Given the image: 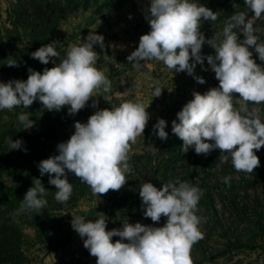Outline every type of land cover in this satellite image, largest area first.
Segmentation results:
<instances>
[{"label": "rangeland", "instance_id": "374dc122", "mask_svg": "<svg viewBox=\"0 0 264 264\" xmlns=\"http://www.w3.org/2000/svg\"><path fill=\"white\" fill-rule=\"evenodd\" d=\"M190 2L217 12L215 22H202L200 31L206 40L221 33L228 18L239 11L248 13L246 22L253 24L258 42H264V14L255 18L243 0ZM234 3L239 7L234 8ZM149 6L150 0H0V82L26 79L22 65L16 69L7 66L9 57L17 62L24 59L44 39L56 41V50L66 55L68 46L79 45L90 32L104 37V49L93 45L98 54L95 67L111 81L109 92H94L93 99L76 115L70 116L67 107L59 112L35 108L30 116L35 123L28 130L18 121L21 107L0 110V240L6 233L12 243L16 241L17 264H96L97 258L83 247V240L72 229V216L95 221L102 213L108 231L121 228L127 220L162 227L165 217L158 224L144 217L139 187L150 182L160 188L177 180L202 190L196 214L202 218L203 238L191 249L193 264H264V147L256 152L260 166L250 174L237 172L231 157L218 149L207 156L197 155L193 149L182 152L183 141L172 133V121L193 98V91L203 94L219 82L206 60L194 70L206 81L202 85L156 60L142 62L139 69L132 67L127 57L138 47L139 38L150 31L145 18ZM35 10H40L38 15ZM250 51L256 63L264 66L254 50ZM213 54L207 44L202 47V55ZM156 87L162 89L159 97L153 95ZM234 98L238 99V94ZM94 101L97 108L92 107ZM128 101L143 104L150 120L143 136L130 145L131 173L126 176V185L99 197L69 174L72 195L66 203L57 202L56 189L48 183L47 174L40 175L39 162L58 155L57 145L70 139L75 122L86 123L96 110ZM234 106L239 108L240 104ZM248 108L255 109L264 122V103H249ZM158 119L167 122L166 141L153 135ZM8 138L23 141L21 149L10 151ZM221 156L227 159L220 160ZM225 177H230L228 184ZM34 179H40L46 189L42 198L47 204L39 211H20L21 200L34 186ZM117 239L113 237V243Z\"/></svg>", "mask_w": 264, "mask_h": 264}, {"label": "clouds", "instance_id": "9594fccd", "mask_svg": "<svg viewBox=\"0 0 264 264\" xmlns=\"http://www.w3.org/2000/svg\"><path fill=\"white\" fill-rule=\"evenodd\" d=\"M244 6L260 18L264 14V0H243ZM234 8L239 5L233 4ZM248 13L236 11L225 22L222 32L205 39L200 31L202 22H215L217 12L190 0H150L146 20L150 31L139 38L138 47L127 57L133 68L142 62L156 60L176 73H187L198 84L206 81L194 74L197 64L205 60L219 82L201 94L192 92L189 100L172 121V133L183 141L182 152L193 149L197 155L207 156L213 150L227 153L237 172L252 173L260 166L256 152L264 147V122L248 104L264 103V66L253 59V49L264 62V42H258L253 24L246 22ZM222 36V39L220 38ZM242 37V38H241ZM56 41L41 46L31 58L52 68L43 72L28 69L27 80L0 82V110L29 107L39 101L47 111L59 112L68 108L76 115L93 99L99 90L107 93L111 81L95 67L98 54L93 45L104 49V37L90 32L79 45L68 46L66 57L56 63L59 53ZM207 44L213 55H202ZM55 58V59H54ZM7 66L16 67L11 57ZM208 71L207 68L203 69ZM156 87L153 95L161 96ZM238 94V99L234 98ZM239 103L240 107L234 106ZM97 108V102H93ZM31 113H21L18 121L24 130L34 126ZM150 120L147 108L141 103L124 102L118 107L98 109L86 123H74V133L67 142L57 145L58 155L39 162L41 176H49L48 183L55 187V200L66 203L73 192L69 174L88 185L94 195L102 196L119 191L128 182L130 145L143 136ZM167 122L158 119L153 135L161 141L168 139ZM10 151L20 150L23 141H7ZM27 150L25 149V152ZM227 159L221 156L220 160ZM21 200L20 211H39L47 201L42 197L46 189L40 179H34ZM230 177H225L228 184ZM202 190L187 182H167L157 188L144 182L139 187L145 218L162 227L141 223H122L119 229H107V218L92 221L72 216L71 227L83 240V247L96 264H193L191 249L202 239V218L196 213ZM113 237H119L113 243Z\"/></svg>", "mask_w": 264, "mask_h": 264}, {"label": "trees", "instance_id": "16d2710c", "mask_svg": "<svg viewBox=\"0 0 264 264\" xmlns=\"http://www.w3.org/2000/svg\"><path fill=\"white\" fill-rule=\"evenodd\" d=\"M39 11L35 10L36 15L39 14ZM42 19L46 20L45 16L42 15ZM43 35H41V36L45 38L46 35L45 36H43ZM44 40L45 41L40 42L39 45H37L34 48V50H32V51L34 52V51L38 50L41 46L51 43V42L47 41L46 39H44ZM55 47H56V45H55ZM58 53H59V57L56 59V63L58 61L60 62L62 59H64L66 57V55H64L63 52L59 51ZM17 65L23 66V72H21V73H22V75H25L26 79H27L28 75H29V73H28L29 68L42 73L44 68L53 67L54 63H52L50 61L49 64L43 65L38 60L32 59L31 55H29L27 57H24V59L19 60L17 62ZM18 66H16V67H18ZM16 67H10V68L16 69ZM40 106H43V105L39 101H36L29 107V109L21 107L22 108L21 113H29L30 112L31 113L30 116H32V115H34V109L37 107H40ZM5 234L6 233L2 234V235H4V237H2V240H0V264H17V260H18L19 255H18V247L16 245V241H14L12 243V241L9 238V235H7V234L5 235Z\"/></svg>", "mask_w": 264, "mask_h": 264}]
</instances>
